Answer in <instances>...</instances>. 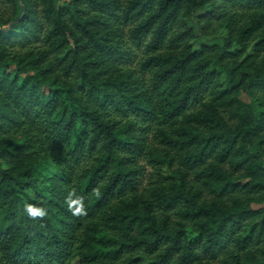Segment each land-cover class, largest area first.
<instances>
[{
    "label": "trees",
    "instance_id": "obj_1",
    "mask_svg": "<svg viewBox=\"0 0 264 264\" xmlns=\"http://www.w3.org/2000/svg\"><path fill=\"white\" fill-rule=\"evenodd\" d=\"M0 264H264V0H0Z\"/></svg>",
    "mask_w": 264,
    "mask_h": 264
},
{
    "label": "rangeland",
    "instance_id": "obj_2",
    "mask_svg": "<svg viewBox=\"0 0 264 264\" xmlns=\"http://www.w3.org/2000/svg\"><path fill=\"white\" fill-rule=\"evenodd\" d=\"M211 9L212 8L209 7L208 9L203 10L204 12L203 11H199L197 13V15L204 14V13H209L211 11ZM224 24H226V26L228 24L227 17H225V16L222 19H220V20L214 21L212 27L209 29L208 33L204 36V41L202 40L201 43L204 44L207 47L208 46L219 45L220 44V40L215 39L216 38L215 36H218L221 32L224 31V29L222 27ZM193 25H196V24H193ZM201 43L197 42L195 40H192L189 45L191 47L199 50V48L201 46ZM141 55H142V51L140 49H135V58L132 61V63H134V65L138 62V60L141 57ZM136 57H138V58H136ZM148 169L150 170V168H148Z\"/></svg>",
    "mask_w": 264,
    "mask_h": 264
},
{
    "label": "clouds",
    "instance_id": "obj_3",
    "mask_svg": "<svg viewBox=\"0 0 264 264\" xmlns=\"http://www.w3.org/2000/svg\"><path fill=\"white\" fill-rule=\"evenodd\" d=\"M69 209L73 212L74 215H80L84 213V208L82 204V200L77 199L69 202ZM25 210L29 214V216L35 217H43L46 213L43 209H37L35 206L29 204L25 206Z\"/></svg>",
    "mask_w": 264,
    "mask_h": 264
},
{
    "label": "water",
    "instance_id": "obj_4",
    "mask_svg": "<svg viewBox=\"0 0 264 264\" xmlns=\"http://www.w3.org/2000/svg\"><path fill=\"white\" fill-rule=\"evenodd\" d=\"M22 7H23V14H22V16L19 19L23 18V16L26 14V8H25L24 4L22 5ZM18 21L19 20L14 21L12 25L13 26L16 25L18 23ZM10 29H11V27H9L8 29H2V30L5 31V30H10Z\"/></svg>",
    "mask_w": 264,
    "mask_h": 264
}]
</instances>
